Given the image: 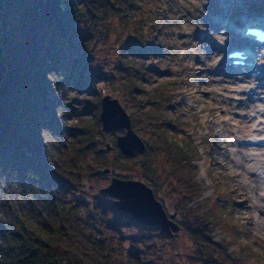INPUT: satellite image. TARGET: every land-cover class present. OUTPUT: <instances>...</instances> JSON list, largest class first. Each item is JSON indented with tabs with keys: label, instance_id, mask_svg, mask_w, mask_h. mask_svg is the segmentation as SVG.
I'll return each mask as SVG.
<instances>
[{
	"label": "trees",
	"instance_id": "1",
	"mask_svg": "<svg viewBox=\"0 0 264 264\" xmlns=\"http://www.w3.org/2000/svg\"><path fill=\"white\" fill-rule=\"evenodd\" d=\"M3 1L0 44L10 47L3 51L7 66L0 82V264H136L130 259L132 252L123 251L120 227L114 228L120 233L119 242L101 237L88 220H79L82 208L99 222H112L110 213L114 224H131L139 232L156 231L157 246L165 245L167 252L173 249L176 253L168 256L184 263L177 237L164 234L156 225L136 223L104 193V204L100 197L87 194L90 178L104 177L105 169L115 170L121 179L144 182L167 213H176L174 220L191 261L187 264H250L259 258L239 245V250H229L238 241L235 226L219 195L203 198V187L196 179L198 145L185 136L179 119L161 117L162 110L171 109L175 90L166 92L159 85L153 91L145 88L149 96L138 92L137 79L143 78L146 67L141 58L155 49L154 42L160 43L154 38L158 32L172 30L167 21L158 25L157 10L163 13V3L161 7L152 3L148 10L141 0ZM95 29L104 31V41L117 50L121 63L126 62L123 57L140 63L129 64L132 71L124 83L135 111L132 124L145 143L144 151L136 150L132 157L125 156L113 139L109 141L115 154L93 141L92 147L100 149L80 155L69 135L71 116L83 114L65 101L70 75L81 72V90L91 91L82 71L86 54L79 51L76 36L82 30L90 39ZM85 39L80 43L89 46ZM99 72L94 71V76L100 77ZM46 74L53 79L55 102L46 95ZM58 87H63L61 94ZM172 135L187 140L179 144ZM65 193L74 194L73 200L65 198ZM218 226L235 238L215 241L212 232Z\"/></svg>",
	"mask_w": 264,
	"mask_h": 264
},
{
	"label": "rangeland",
	"instance_id": "2",
	"mask_svg": "<svg viewBox=\"0 0 264 264\" xmlns=\"http://www.w3.org/2000/svg\"><path fill=\"white\" fill-rule=\"evenodd\" d=\"M141 3L148 10H151L152 3L156 7L159 5L161 7L163 3V13L157 10V14L159 12L157 20L160 22L158 25H163L167 21V25L172 30L170 33L165 31L158 32L159 34L157 33L154 38L160 43L154 42L156 44L155 49L146 53L145 58H141L143 59L141 60V65L146 67L143 70V78L137 79V86L141 87L138 92L149 96L145 88L153 91L159 85L165 86L161 89L166 92L175 90L173 92L172 104L170 103L172 105L171 109L162 110L161 117L166 121L170 120L171 117H174L176 120L179 119L181 126L186 129L185 136L188 135L189 138L191 136L195 144L198 145L199 155L196 156L198 161L195 162L198 171L196 179L203 187V198L216 197L217 199L216 195H219L224 200L222 203L226 205V214H229V217L232 216V226H235L233 234L238 237V241L231 244L229 250H239L237 246H242L247 249L246 252L248 254L251 253L259 256L256 260L251 261L250 264H264V216L262 213L259 214L260 209H258L264 205V202L257 195L264 194V190L261 188L256 193L252 181L247 176H243L242 172L235 175V170L237 171L239 166L241 167L249 163L247 158L244 160L240 158L239 152L242 154L259 155V153L264 152V149L249 147L247 151H244L231 144L230 142L232 141L240 143L241 139H245L247 133H254L255 131L249 132L250 130L246 126L239 125L234 120L228 119L227 115L214 112V108L224 105L227 98L232 101L234 100L235 104H237L238 100L244 104L242 95L237 92L227 93L224 90L226 87H230L236 91L252 89L254 83L251 82L252 78L250 74L248 75L249 77H245L239 84H229V82L242 79V76L245 74L244 69L238 70L237 68H232L226 65L225 62L221 65L224 66L221 70L222 74H215V69L218 66L217 63L225 59V52L230 48L245 44V41H240L239 35L231 34H225L220 38L212 37V43L220 49H212V45L204 44L200 41L204 34L211 36L212 20L220 19V22L223 24L225 22H234L235 20L243 22L247 18L246 14L255 20L264 19V12H262L263 0H151V2L141 0ZM141 3L138 2V6H141ZM140 16L144 17L141 15V12ZM227 18H229V21H227ZM80 25L81 28L82 24ZM229 27H232L233 30L231 24ZM155 30L157 31L156 28ZM78 33L76 36L80 40L78 49L83 54L85 53L87 58L84 61L83 67L85 65V68L82 71L86 74L85 78L87 79L85 80L91 91L81 90L82 88L80 87H83V85L80 83V77H78L81 72H76V77L70 75L72 82L66 83L68 85V93L66 94L65 101L73 110L83 111V114L80 116H71L69 125L73 129L69 135L73 137V144L79 147L80 155H84V153L89 155L92 150L100 149L98 145L92 147L93 141L101 144L104 149L106 143H109L113 148L112 142L109 140L113 139L116 141L119 135L125 133L122 129L112 132L101 130L99 114L101 112V100L105 95L118 99L130 117L132 129L140 137L132 124L135 111L131 107L130 95L124 87L127 76L132 71L129 64H137L139 66L140 63L138 64L135 59H129L128 57L123 58L129 63H121L116 57L117 50L111 48L104 41L105 33L103 30L97 31L95 29L94 35L90 39H87L89 41L83 36L82 30ZM82 39H85L84 41H87L89 46H85L84 43L81 44ZM95 39V44L92 46ZM169 39L171 40L169 41ZM162 44L165 46L164 48ZM1 47L4 53L5 51L7 53L6 47L9 49L10 46L5 47L1 45ZM256 48L260 50V54H264V49ZM199 60L201 61V65H197ZM202 65L208 71L201 73L200 67ZM6 66L5 64L4 67ZM96 70H100V77L98 75L94 76L93 73ZM52 81V77L46 74L45 82L48 85L46 95L52 102H55L54 99L57 97V92ZM201 85L203 86L201 87ZM69 86L76 87L72 89ZM209 89L212 91V95L207 94V90ZM62 90L63 87H58L59 94L63 92ZM258 92L264 96V89ZM89 107L91 109L87 110L86 108ZM72 109L70 110L73 111ZM255 109L261 110L262 105L256 104ZM236 111V113L242 116L247 115L244 109H236ZM53 112L57 117L56 111L53 110ZM98 119L99 123L97 122ZM260 121L262 123L259 126L257 122ZM237 125L243 129V132H238L236 136L226 133V129L233 128L237 130ZM251 127L259 129L257 134L264 135V117L261 116L253 119ZM102 134L103 138H101ZM172 137L173 141L179 144L187 140L180 135H172ZM112 148L109 151L105 150L106 152L115 154L116 152ZM254 170L258 171L257 168H254ZM112 176L107 173L104 174V177H91L87 194L100 197L101 203L104 204V197L101 195L103 193L102 189L111 182ZM115 176L119 178L116 172ZM259 184H264V181L260 180ZM216 188H223L225 190L214 193ZM151 190L153 192V189ZM241 192H244V194ZM73 195L64 194L65 198L69 201L73 200ZM153 195L160 202L154 192ZM112 199L114 200L113 197ZM161 205L166 216L174 224L178 225L174 220L176 213H167L162 203ZM229 205H232V207H229ZM78 213L79 220H88L94 229H92L94 233L104 238L113 237L115 242H119L120 233L114 228L116 226L120 227L122 236H124L120 241V244H123V251L127 254L130 250L132 252V258L130 259L136 264L191 263L188 259L185 237L181 233L179 225L177 231H172V236L170 237H177V251L181 252L180 254L183 261H185L184 263L178 258L172 259L168 256L171 251L172 254L176 253L173 249L167 252L165 245L157 246L158 237L156 231L139 232L131 224L123 225L119 222L114 224L115 222L113 221L115 219L110 213L108 220H112L110 223H107V221L99 222L84 208L80 209ZM173 214L175 216L171 218ZM242 230L243 232H240ZM150 234L153 235L151 236ZM233 234L222 231V228L218 226L213 230L212 237L215 241L222 238L230 240L231 238H235ZM143 236L146 238H143ZM248 249H252V251L249 252Z\"/></svg>",
	"mask_w": 264,
	"mask_h": 264
},
{
	"label": "water",
	"instance_id": "3",
	"mask_svg": "<svg viewBox=\"0 0 264 264\" xmlns=\"http://www.w3.org/2000/svg\"><path fill=\"white\" fill-rule=\"evenodd\" d=\"M3 0H0V16L3 11ZM3 50L0 45V82L4 75ZM101 129L105 132L123 129L126 132L119 135L116 145L127 157H132L135 150L143 151L145 148L142 139L134 132L131 120L119 101L105 95L101 100L99 114ZM112 147L106 143L105 149ZM103 173L113 175L110 183L102 190L105 194L115 198L114 205L120 211L131 214L135 221L142 225H158L164 233L172 236V231H177L178 225L174 224L165 214L162 205L158 202L145 183L132 179H120L115 176V170L105 169ZM175 215H171L173 218Z\"/></svg>",
	"mask_w": 264,
	"mask_h": 264
},
{
	"label": "bare ground",
	"instance_id": "4",
	"mask_svg": "<svg viewBox=\"0 0 264 264\" xmlns=\"http://www.w3.org/2000/svg\"><path fill=\"white\" fill-rule=\"evenodd\" d=\"M233 33L232 28L229 27V22L226 23H221L220 19H216V20H212V28H211V36L204 34L201 37V42L204 44H208V45H212L213 48L212 49H220L219 47L214 46V44L211 41V38H220L222 36H224L225 34H230ZM264 56V55H263ZM225 63V59L224 60H220L217 63V67L215 69V74L219 75L222 74V68H224V66H221L222 64ZM197 65H201V61L199 60L197 62ZM240 69H244L243 67H239ZM256 69V68H255ZM200 71L201 73H204L206 71H208V69L206 67H204L203 65L200 67ZM214 74V75H215ZM244 77H248V75L246 74L245 76L242 77V79L239 80H235L233 82H229V84H239L240 82L243 81ZM262 79V78H261ZM264 79V78H263ZM203 85H201L202 87ZM264 89L263 85H258L256 87H254V89L252 91H246L244 90H240V91H236L230 87H226L224 90L227 93H232V92H237L240 95L243 96V101L244 104H242L241 101L238 100L237 104H235L236 102L230 99H226L224 102V105H219L217 107L214 108V112H218L220 114L223 115H227L228 119H232L235 122H237V124L239 125H243L246 126V128L248 130H250L249 132H256L259 129L251 127L250 125L253 122V119L257 118V117H264V96L260 95V92ZM207 94L208 95H212V91L209 89L207 90ZM256 104H261L262 105V109L261 110H256ZM248 105L247 107H244ZM236 109H244L246 110L247 115L242 116L241 114L236 113ZM250 124V125H249ZM238 126V125H237ZM243 132V129L241 127L238 126L237 130H234L233 128L230 129H226V133L228 135L231 136H236L237 133ZM246 135H252V133H247ZM245 136V134H244ZM264 136V135H263ZM231 144H234L236 147L243 149L244 151H247L249 149V145H247L246 143H239L237 141H232L230 142ZM257 149L259 148H263L264 146H258L256 147ZM240 158L242 160L247 158V161H249V163L247 165H243V166H239L238 170H235V175L239 174L240 172H242L243 176H247L253 184V188L255 190V192L257 193L258 191L264 190V184H259V181L262 180L264 181V152L259 153V155H252V154H248V153H241L239 152ZM254 168H257L258 170H261V174H258ZM242 194H244V192H241ZM259 199L261 201L264 202V194H257ZM258 209L259 210V214L262 213V215L264 216V205L260 206Z\"/></svg>",
	"mask_w": 264,
	"mask_h": 264
}]
</instances>
